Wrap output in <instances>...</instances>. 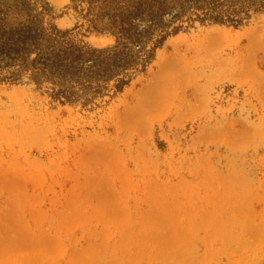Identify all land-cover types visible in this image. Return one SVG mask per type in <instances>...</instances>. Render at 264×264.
Returning <instances> with one entry per match:
<instances>
[{
  "label": "rangeland",
  "instance_id": "rangeland-1",
  "mask_svg": "<svg viewBox=\"0 0 264 264\" xmlns=\"http://www.w3.org/2000/svg\"><path fill=\"white\" fill-rule=\"evenodd\" d=\"M4 47L0 264H264V0H0Z\"/></svg>",
  "mask_w": 264,
  "mask_h": 264
},
{
  "label": "bare ground",
  "instance_id": "bare-ground-1",
  "mask_svg": "<svg viewBox=\"0 0 264 264\" xmlns=\"http://www.w3.org/2000/svg\"><path fill=\"white\" fill-rule=\"evenodd\" d=\"M179 38H180V37H179ZM182 41H183V38H182ZM182 41H181V42H182ZM184 43H186V42H184ZM187 43H188V42H187ZM251 43H253V42H251ZM189 44H190V43H188V45H189ZM253 44L256 45L257 43H253ZM253 44H252V46H254ZM250 46H251V44H250ZM256 46H259V44L256 45ZM176 48H177V47H176ZM190 49H192L191 46H186V51H185V53L188 52V51H190ZM174 51L177 52V50H174ZM174 51H173L172 53H174ZM193 51H194V53H195L194 55L196 56V55H197V54H196L197 52H196L194 49H193ZM190 52H191V51H190ZM164 53H166V52H164ZM177 53H178V52H177ZM166 54H167V53H166ZM178 54H179V53H178ZM189 54H190V53H189ZM171 55H172V54H171ZM186 55H187V54H186ZM160 57H161V56H160ZM167 58L171 61L172 56H171V58H169V57H167ZM186 58H187V56H186ZM161 59H162V57H161ZM177 59H179V58H176V61L178 62L179 60H177ZM181 59H182V58H181ZM181 59H180V60H181ZM166 60H167V59H166ZM162 61H163V60H162ZM171 62H173V61H171ZM158 63H159V64H158ZM158 63H157V64H158L159 66H163V67H166V68H168V67H174V66H176V65L178 64V63H177L176 65H174V63H166V62H165V64H164V63H161V61H159Z\"/></svg>",
  "mask_w": 264,
  "mask_h": 264
},
{
  "label": "trees",
  "instance_id": "trees-1",
  "mask_svg": "<svg viewBox=\"0 0 264 264\" xmlns=\"http://www.w3.org/2000/svg\"><path fill=\"white\" fill-rule=\"evenodd\" d=\"M6 33V32H5ZM16 33H19V34H21V33H25V29H23V28H21V29H18L17 30V32ZM9 40H12V38H9ZM21 42H25V39L24 40H22V41H19V42H11L12 44H10V47L9 48H13V46L16 44V45H19ZM8 44V43H7ZM19 47H20V45L18 46V48L16 49L17 51L19 50ZM6 50V48L4 47V48H2L1 50H0V55L1 54H6V55H10V53L8 52V51H5Z\"/></svg>",
  "mask_w": 264,
  "mask_h": 264
}]
</instances>
